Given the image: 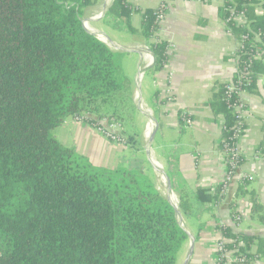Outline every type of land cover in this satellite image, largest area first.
Segmentation results:
<instances>
[{
	"label": "trees",
	"instance_id": "obj_1",
	"mask_svg": "<svg viewBox=\"0 0 264 264\" xmlns=\"http://www.w3.org/2000/svg\"><path fill=\"white\" fill-rule=\"evenodd\" d=\"M100 1L0 0V264H178L188 239L174 205L147 174L95 167L50 135L69 118L98 129L113 120L122 128L120 143L137 149L139 109L122 66L129 54L83 27ZM129 1L113 0L104 19L140 37L159 73L169 60L170 44L155 38L166 10ZM219 16L238 45L233 79L216 82L206 103L224 119L223 152L248 129L242 96H261L264 0H227ZM257 152L264 154V143ZM178 210L192 213L185 189ZM252 211L264 225L257 199ZM218 229L228 249L249 253L248 263L264 261L263 237Z\"/></svg>",
	"mask_w": 264,
	"mask_h": 264
},
{
	"label": "crops",
	"instance_id": "obj_2",
	"mask_svg": "<svg viewBox=\"0 0 264 264\" xmlns=\"http://www.w3.org/2000/svg\"><path fill=\"white\" fill-rule=\"evenodd\" d=\"M108 1L110 2L100 1L89 8L85 19L97 21L98 19L92 17L99 9L102 15L104 7H108ZM226 1H129L142 10L156 9L166 4V13L155 38L170 44L169 60L165 69L159 73L151 71V55L141 52L143 49L148 51V46L141 38L136 36L126 39L119 36L117 31L112 33L116 35L113 39L116 45L137 51L128 52L127 57L134 66H138V73L142 63L139 53H142L145 58L143 64L146 63V70L143 67L142 71H147L156 85L151 96V105H147L153 108L154 119L159 128L154 140L146 143L149 164L143 171L146 170V174L160 192L165 188L164 196L167 197V182L163 175L166 173L172 183L173 203L178 205L179 191L182 189L189 196L192 213L182 215L184 229L195 239L189 264L217 263V245L222 240L221 231L218 229L220 226L226 225L235 232L264 238V225L258 218L260 214L252 211V201L257 199L264 212V154L257 152L259 145L264 143V77H260L259 81L261 96H242L244 104L248 106L244 113L248 129L240 143L247 156L238 175L223 193L221 187L227 167L219 143L224 119L222 116H215L206 107L213 85L216 82H230L237 69L236 60L232 56L238 45L219 16V8ZM237 22L242 24L244 20L239 17ZM97 24L96 31L108 36ZM133 25L140 28L139 14L133 15ZM107 26L110 28L111 25ZM186 116L192 117L191 121ZM64 124L69 128V135L77 132L79 143L83 142L77 148L79 151L73 147L75 151L87 157L94 166L112 170L135 169V165H130L127 159L130 146L107 139L98 128L78 119L69 118ZM154 128L155 124L152 122L153 131ZM61 144L63 145L62 142ZM242 175H250L252 179L243 185L245 192L240 194L239 178ZM190 248L191 240L188 238L178 264L184 263ZM232 264H264V261Z\"/></svg>",
	"mask_w": 264,
	"mask_h": 264
},
{
	"label": "rangeland",
	"instance_id": "obj_3",
	"mask_svg": "<svg viewBox=\"0 0 264 264\" xmlns=\"http://www.w3.org/2000/svg\"><path fill=\"white\" fill-rule=\"evenodd\" d=\"M103 1L104 0H101V3ZM112 2H113V0H110V2L108 3L107 6L109 7ZM108 7L106 8V11H107ZM99 8H101V6H99ZM100 10L101 9H99V12L94 17H92V19H98L97 21L89 20L90 18L89 19H84V23L88 25V27H89L88 29L89 30H91L92 32H96L99 35L103 36L102 34H104V33L96 31L95 24H97L96 22L99 23V22L104 20L102 23L97 24V26H98V28L106 31V34H108V36H110V39L112 41H113V39L116 38V35H112V33L116 32V31L118 33H120L119 36L125 37L126 39L136 38V36H132V35L128 34L125 31L117 30L114 27V24H110L111 26L109 28V26H107V24L109 25L108 21L105 20L104 18H101L102 15H101ZM110 29H112L113 31H111ZM102 39L106 40L105 36H103ZM109 44H111V43H109ZM109 46L111 47V45H109ZM111 48L113 50H116L114 47H111ZM141 52H144L145 55L149 54V53H147L148 51L145 50V49H143V51H141ZM122 66H123L124 73L126 74V76L129 77V79L132 82L133 87L135 88V100H136L137 107H139V112L136 115V117H137L136 120L137 121H136L135 125L133 126V130H132V131L136 132L135 141L137 142V149L130 147L129 148L130 151L127 154V159L129 161L130 165L134 164L135 165V169H128V170H131V171L136 172V173H144L146 175V170L143 171V169L144 168L146 169V167H148V164H149L148 156L146 154V143H147V141L150 140L151 135H152V131H153L152 130L149 133V135L147 136L148 125L151 124L150 117H148L147 114H149V115H151L153 117L155 115V112H154L153 108L149 107L147 104L151 103V96L156 90V88H155L156 85L154 84L153 78L149 77V74L147 73V71L146 72L142 71L143 67H145V70H146V63L142 64V68H141V70L139 72L140 74H139L138 78H137V73H138V69L137 68H138V66H134L133 62L131 60H129L128 57L125 58V60H123ZM136 78H137V81H136ZM104 123H106V121ZM116 123H118V122H116ZM68 130H69V128H67V125H65V124L63 125L62 124L58 128H56L53 131H51L50 135L52 137H55L56 139H59L63 143V145L66 146V147L73 148L75 146L76 149L79 148L80 144H82L83 142L79 143V137L77 135V132H75L74 134L69 135ZM129 167L130 166H128V168ZM121 169H124V168H121ZM161 190H162L161 193L163 195L166 194L165 193V188L161 189ZM238 193L242 194L243 192L239 189Z\"/></svg>",
	"mask_w": 264,
	"mask_h": 264
},
{
	"label": "built area",
	"instance_id": "obj_4",
	"mask_svg": "<svg viewBox=\"0 0 264 264\" xmlns=\"http://www.w3.org/2000/svg\"><path fill=\"white\" fill-rule=\"evenodd\" d=\"M166 4H162V6L160 7L161 10H166ZM164 18V14L161 11V19ZM244 20V23H246V20L244 17H242ZM153 60V58H152ZM151 60V62H152ZM153 64V62H152ZM231 89H233V87H231ZM103 122H99V131L102 132V134L109 140L113 141V142H121L122 137V128L120 126V124L111 121V122H107L104 123ZM187 123H190V121H187ZM151 127V131H152V122L151 124L148 125V129ZM147 129V130H148ZM240 137L238 139V142L235 144V146L232 149H228L223 151L224 155H225V163H226V175H225V180L222 184V193L225 192L228 189L229 184L233 181V179L238 175L239 173V169L242 166L241 161H245L246 160V156H247V152L245 151V149L243 148V146L241 145L240 141H241ZM258 155V153H257ZM252 179V177L250 175H242L239 178V185L241 187H243L244 184H246L247 182H249ZM231 243L225 239L222 238V240L218 243L217 245V252H218V258H217V263L216 264H232V263H248L247 260V255L249 253H244L239 251V249L237 248V246L233 247L232 249H228L227 248V244Z\"/></svg>",
	"mask_w": 264,
	"mask_h": 264
},
{
	"label": "water",
	"instance_id": "obj_5",
	"mask_svg": "<svg viewBox=\"0 0 264 264\" xmlns=\"http://www.w3.org/2000/svg\"><path fill=\"white\" fill-rule=\"evenodd\" d=\"M105 14H106V6L104 7V10H103V12H102V16H101V18H104V17H105ZM83 27H84V29H85L87 32H89V33L95 35L100 41L104 42V43L107 44V45H111V47H114L116 50L123 51V52H137V51H131V50H128V49H124V48H122V47L116 45V44H115V43H114V42H113L108 36H106L105 34H102V35L105 36L106 40L102 39V38L100 37L101 35H99V34L96 33V32H92L91 30H89V29L86 27L85 23H83ZM109 43H111V44H109ZM138 53H139V52H138ZM139 55L142 56V63H141L140 66H139V72H140V70H141V68H142V64H143L144 61H145V58H144V56L142 55V53H139ZM139 74H140V73H138V76H139ZM138 109H139V107H138ZM147 115H148V117H150L151 121L155 124V129H154V131L152 132L151 138H150V140H149V142L151 143V142L154 140L155 136H156V133H157L158 128H159V125H158V122L156 121V119H154L153 116H151V115H149V114H147ZM163 175H164V177H165V179H166V182H167V190H168V196H167V199H168V201H169L170 203H172V204L174 205L175 209L177 210V214H178V217H179V223H180L181 227L184 229V223H183L182 214H181L180 211L178 210V205L175 204V203H173L172 198H171V193H172V183H171V180H170V178L166 175V173H163ZM187 235H188L189 239L191 240V248H190L189 254H188V256H187V258L185 259V261H184L183 264H189V263H190V259H191L192 255H193V251H194V242H195V239H194V237H193L192 235H190L189 233H187Z\"/></svg>",
	"mask_w": 264,
	"mask_h": 264
},
{
	"label": "bare ground",
	"instance_id": "obj_6",
	"mask_svg": "<svg viewBox=\"0 0 264 264\" xmlns=\"http://www.w3.org/2000/svg\"><path fill=\"white\" fill-rule=\"evenodd\" d=\"M86 27H87V24H85ZM103 38V36H101ZM151 132V127L148 129V132H147V136L149 135V133ZM173 201V200H172Z\"/></svg>",
	"mask_w": 264,
	"mask_h": 264
}]
</instances>
